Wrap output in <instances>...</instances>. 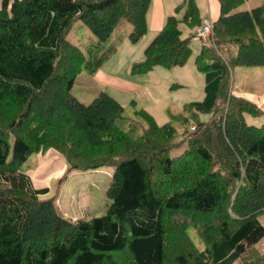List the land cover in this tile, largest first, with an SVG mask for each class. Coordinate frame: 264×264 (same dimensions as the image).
<instances>
[{
  "label": "trees",
  "instance_id": "16d2710c",
  "mask_svg": "<svg viewBox=\"0 0 264 264\" xmlns=\"http://www.w3.org/2000/svg\"><path fill=\"white\" fill-rule=\"evenodd\" d=\"M217 1L212 39L195 59L204 98L163 125L138 111L144 124L132 135L117 123L123 106L105 91L88 104L70 91L84 66L97 71L115 45L92 64L67 34L79 20L104 42L126 20L136 42L151 0H0V264H264V251H255L264 237V123L244 118L262 111L233 94L231 73L264 66V0L235 12L246 0ZM182 8L181 18L166 17L131 73L186 61L203 22L196 0L174 12ZM180 22L193 28L187 37ZM49 148L65 158L64 177L113 168L105 214L71 220L40 197L48 189L35 188L21 166Z\"/></svg>",
  "mask_w": 264,
  "mask_h": 264
},
{
  "label": "rangeland",
  "instance_id": "374dc122",
  "mask_svg": "<svg viewBox=\"0 0 264 264\" xmlns=\"http://www.w3.org/2000/svg\"><path fill=\"white\" fill-rule=\"evenodd\" d=\"M166 1L171 2L172 0ZM196 1L200 6L201 17L205 16L206 11L202 12L201 0L199 3L198 0ZM177 2L181 3L182 0H176V5L179 4ZM261 3L262 0H246L232 12L250 10ZM183 12L184 8L170 14H176L181 18ZM179 28L183 37H187L193 30L183 22L179 23ZM130 32L131 24L122 20L106 41L99 42L88 27L77 20L68 32L67 39L79 46L85 60L91 61L92 64L96 63V55H100L114 44L116 50L100 63L99 69L115 78L136 83L141 86L140 89L126 91L103 83L96 76L97 71H91L87 66H84L70 91L84 104L90 103L100 91H105L124 108L123 118L119 119L117 123L126 130L130 127L134 133L133 131L128 132L136 135L140 133V127L144 124L142 118L137 114L138 111H147L157 124L163 125L170 120V113L179 112L186 103L201 101L204 98L205 79L203 72L195 64L201 42L194 39L191 42V50L187 59L182 65L172 68L156 65L145 73H131L132 64L143 59L144 49L154 38V35L148 32L138 41L132 42L129 39ZM231 73L234 90L240 88L255 93L248 99L247 96L238 93L236 95L246 97L262 111L261 114L245 113V121L256 126L263 124L264 66H235ZM200 118L207 120L209 115L202 114ZM185 147L186 143L173 147L170 150V156H177ZM67 168L68 164L65 158L53 148L32 153L21 166L22 171L29 174L35 187L48 189L47 193L40 197L53 198L57 209L64 217L76 220L105 214L110 204L106 192L111 182L113 168L102 166L90 170H72L64 177ZM258 219L264 225V211L258 215ZM187 232L195 244L201 246V241L193 228H189ZM255 251H264V237L256 244Z\"/></svg>",
  "mask_w": 264,
  "mask_h": 264
},
{
  "label": "crops",
  "instance_id": "0c3cea01",
  "mask_svg": "<svg viewBox=\"0 0 264 264\" xmlns=\"http://www.w3.org/2000/svg\"><path fill=\"white\" fill-rule=\"evenodd\" d=\"M177 3H179V2H177ZM198 3H199V0H198ZM201 5L203 7L202 12L206 11L205 12L206 15L201 17L202 18L201 22H204V20H206V19H209L212 21V20L217 18L218 14H219V3L217 0H201ZM175 6H176V0H172L171 2H168L166 0H151L148 11H147V32L145 34H148V32H150L151 34H153L155 36L156 33L162 28V26L166 20V17L168 15H170V13L175 11L174 10ZM198 7L200 10L199 5H198ZM96 74H97L96 76L98 77V79L100 81H102L103 83H108V84L114 85L115 87L126 90V91L127 90H129V91L130 90H132V91L138 90L141 87L140 85H137L136 83H131V82H128L126 80L110 76V75L104 73L100 69L97 70ZM234 91H235V95L238 93L242 96H247V99H248V97L250 98V96L255 95V93H253V92H247L248 90H242L240 88H238L237 90L233 89V92ZM28 176H29V174H28ZM35 188H39V187H35Z\"/></svg>",
  "mask_w": 264,
  "mask_h": 264
},
{
  "label": "built area",
  "instance_id": "2783aa9c",
  "mask_svg": "<svg viewBox=\"0 0 264 264\" xmlns=\"http://www.w3.org/2000/svg\"><path fill=\"white\" fill-rule=\"evenodd\" d=\"M213 36V23L211 20L206 19L204 20L201 25L196 27L193 35L194 40H198L201 43H206L210 39H212Z\"/></svg>",
  "mask_w": 264,
  "mask_h": 264
}]
</instances>
